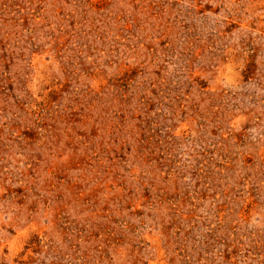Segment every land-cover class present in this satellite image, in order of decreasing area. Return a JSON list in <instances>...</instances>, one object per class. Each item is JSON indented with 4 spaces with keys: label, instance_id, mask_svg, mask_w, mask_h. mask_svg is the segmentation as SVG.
Instances as JSON below:
<instances>
[{
    "label": "rangeland",
    "instance_id": "obj_1",
    "mask_svg": "<svg viewBox=\"0 0 264 264\" xmlns=\"http://www.w3.org/2000/svg\"><path fill=\"white\" fill-rule=\"evenodd\" d=\"M0 264H264V0H0Z\"/></svg>",
    "mask_w": 264,
    "mask_h": 264
}]
</instances>
